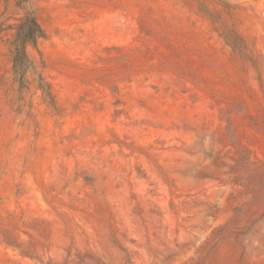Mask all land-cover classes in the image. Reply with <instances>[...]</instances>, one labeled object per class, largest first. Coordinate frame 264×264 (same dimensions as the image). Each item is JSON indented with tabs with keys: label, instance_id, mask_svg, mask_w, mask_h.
Here are the masks:
<instances>
[{
	"label": "rangeland",
	"instance_id": "obj_1",
	"mask_svg": "<svg viewBox=\"0 0 264 264\" xmlns=\"http://www.w3.org/2000/svg\"><path fill=\"white\" fill-rule=\"evenodd\" d=\"M0 264H264V0H0Z\"/></svg>",
	"mask_w": 264,
	"mask_h": 264
},
{
	"label": "trees",
	"instance_id": "obj_2",
	"mask_svg": "<svg viewBox=\"0 0 264 264\" xmlns=\"http://www.w3.org/2000/svg\"><path fill=\"white\" fill-rule=\"evenodd\" d=\"M27 1L30 0H18V3L25 4ZM45 35V31L38 23L34 12L26 7V15L16 28V33L12 43L13 50L11 51L14 74L20 83L24 81L27 72L35 73V66L26 52V44L30 43L31 45L36 46L37 39L45 37ZM226 40L234 50L237 48V42H239V46L244 49L242 38L238 34L235 33L233 38L235 41H230L229 37H226ZM38 78L40 82H42V78L40 76ZM46 95L52 97L49 89H47Z\"/></svg>",
	"mask_w": 264,
	"mask_h": 264
}]
</instances>
